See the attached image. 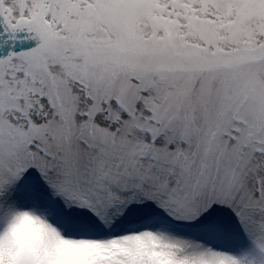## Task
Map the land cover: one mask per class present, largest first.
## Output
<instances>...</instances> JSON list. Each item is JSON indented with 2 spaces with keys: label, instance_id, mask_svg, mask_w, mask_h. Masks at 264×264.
<instances>
[{
  "label": "snow or ice",
  "instance_id": "1",
  "mask_svg": "<svg viewBox=\"0 0 264 264\" xmlns=\"http://www.w3.org/2000/svg\"><path fill=\"white\" fill-rule=\"evenodd\" d=\"M0 264H264V0H0Z\"/></svg>",
  "mask_w": 264,
  "mask_h": 264
}]
</instances>
